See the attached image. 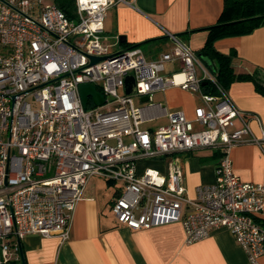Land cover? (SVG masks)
<instances>
[{
  "label": "built area",
  "instance_id": "built-area-1",
  "mask_svg": "<svg viewBox=\"0 0 264 264\" xmlns=\"http://www.w3.org/2000/svg\"><path fill=\"white\" fill-rule=\"evenodd\" d=\"M118 2L130 0H74L68 17L53 0H0V264H21L19 241L28 234L66 240L92 176L121 183L111 199L118 223L139 229L180 222L186 242L224 227L254 262L264 255V223L257 219L264 180L242 181L229 150L259 141L249 127V118L259 117L240 110L216 73L174 33L164 30L172 45L154 58L139 46L111 51L104 18ZM90 55L106 57L91 63ZM174 61L179 68L163 74ZM128 74L135 81L130 94ZM80 83L93 84L104 102L88 96L84 107ZM167 86L198 92L203 104L193 118L167 110L165 123L143 128L133 95L149 101ZM236 119L241 126L234 127ZM197 148H217L220 158L214 182L197 186L195 197L187 195L173 158L165 171L137 165Z\"/></svg>",
  "mask_w": 264,
  "mask_h": 264
},
{
  "label": "crops",
  "instance_id": "crops-1",
  "mask_svg": "<svg viewBox=\"0 0 264 264\" xmlns=\"http://www.w3.org/2000/svg\"><path fill=\"white\" fill-rule=\"evenodd\" d=\"M223 3L224 0L118 2L106 11L104 34L108 43H114L115 50L138 44L147 58L156 57L172 45L164 30L178 35L198 51L207 38L206 27L217 22ZM121 35L124 40H120ZM213 47L219 52L235 51L232 66L236 72L257 70L264 75V24L242 34L216 38ZM178 68L179 64L174 61L166 64L162 73L169 74ZM227 92L240 110L256 115L260 120L249 118L250 131L259 141H244L230 148L233 172L242 181L260 182L264 180V93L247 79L234 80ZM202 104L198 92L167 86L154 91L151 99L140 105L141 126L155 129L161 125H152L158 118L167 121V110H181L188 118H193L195 106ZM239 126L236 119L234 127ZM170 158L180 167L187 195L195 197L197 186L214 182L220 151L217 148L177 151L162 157L138 159L137 165L139 169L152 166L165 171ZM120 190V182L90 177L84 196L73 210L69 237L61 240L55 235L24 236L20 240V263L264 264V255L254 262L249 261L243 248L224 227L214 228L205 237L186 242L180 222L139 229L118 223L111 211V199ZM186 209L184 204L182 211ZM257 219L264 223V212Z\"/></svg>",
  "mask_w": 264,
  "mask_h": 264
},
{
  "label": "trees",
  "instance_id": "trees-1",
  "mask_svg": "<svg viewBox=\"0 0 264 264\" xmlns=\"http://www.w3.org/2000/svg\"><path fill=\"white\" fill-rule=\"evenodd\" d=\"M53 1L64 10L68 17H73L74 0ZM262 1L264 0H224L217 22L206 27L207 38L202 48L196 52L202 61V56L211 60L213 65L211 70L216 73L217 80L225 88L234 80L247 79L253 81L256 88L264 93V75L257 70L236 72L232 66L235 51L219 52L213 47V41L216 38L242 34L258 25L264 24V8H262L264 6H262ZM137 45L133 44L131 46ZM203 63L206 64L204 61Z\"/></svg>",
  "mask_w": 264,
  "mask_h": 264
},
{
  "label": "water",
  "instance_id": "water-1",
  "mask_svg": "<svg viewBox=\"0 0 264 264\" xmlns=\"http://www.w3.org/2000/svg\"><path fill=\"white\" fill-rule=\"evenodd\" d=\"M124 36H120V40H124ZM106 55H100V56H94L90 55L89 58L91 60V63H94L100 59L105 58ZM203 61L209 66L210 69H213L212 62L209 58L202 56ZM124 85H125V91L126 93H134L135 91V81L132 75L128 74L124 78ZM78 92L79 96L82 102V105L85 107L88 96L91 97L92 101L96 105H100L104 102V95L96 89V87L91 83H80L78 85ZM140 101H147L148 97L147 95L140 96ZM20 243V241H19ZM20 253H21V245H20Z\"/></svg>",
  "mask_w": 264,
  "mask_h": 264
},
{
  "label": "rangeland",
  "instance_id": "rangeland-1",
  "mask_svg": "<svg viewBox=\"0 0 264 264\" xmlns=\"http://www.w3.org/2000/svg\"><path fill=\"white\" fill-rule=\"evenodd\" d=\"M44 1L49 2V1H52V0H44ZM110 50H111V51H114V50H115V46L112 47ZM119 93H121V89H119ZM152 95H153V93H152ZM133 101H134V103H135L136 105H142V104L145 103V102H143V101H140L139 96H137V95H133ZM165 121H166V120H165L164 118L160 117V118L157 119L156 122H153L152 125H156V124L159 125V124L165 123ZM157 125H156V126H157ZM143 126H144V127H147V124H144ZM156 126H155V127H156ZM153 127H154V126H153Z\"/></svg>",
  "mask_w": 264,
  "mask_h": 264
}]
</instances>
